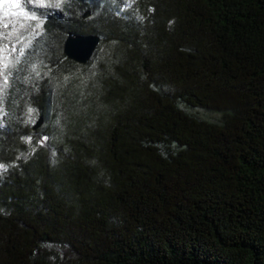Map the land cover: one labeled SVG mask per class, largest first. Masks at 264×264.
Returning a JSON list of instances; mask_svg holds the SVG:
<instances>
[{
	"label": "trees",
	"instance_id": "obj_1",
	"mask_svg": "<svg viewBox=\"0 0 264 264\" xmlns=\"http://www.w3.org/2000/svg\"><path fill=\"white\" fill-rule=\"evenodd\" d=\"M0 77V264H264V0H0Z\"/></svg>",
	"mask_w": 264,
	"mask_h": 264
},
{
	"label": "water",
	"instance_id": "obj_2",
	"mask_svg": "<svg viewBox=\"0 0 264 264\" xmlns=\"http://www.w3.org/2000/svg\"><path fill=\"white\" fill-rule=\"evenodd\" d=\"M99 40V36L93 34L70 33L64 42V51L69 58L80 63H85L93 55ZM41 121V118L38 119L33 127L37 128L41 124Z\"/></svg>",
	"mask_w": 264,
	"mask_h": 264
},
{
	"label": "rangeland",
	"instance_id": "obj_3",
	"mask_svg": "<svg viewBox=\"0 0 264 264\" xmlns=\"http://www.w3.org/2000/svg\"><path fill=\"white\" fill-rule=\"evenodd\" d=\"M2 79V77H0V80ZM0 111H1V109H0ZM0 123H1V119H0Z\"/></svg>",
	"mask_w": 264,
	"mask_h": 264
},
{
	"label": "snow or ice",
	"instance_id": "obj_4",
	"mask_svg": "<svg viewBox=\"0 0 264 264\" xmlns=\"http://www.w3.org/2000/svg\"><path fill=\"white\" fill-rule=\"evenodd\" d=\"M0 167H2V166H0Z\"/></svg>",
	"mask_w": 264,
	"mask_h": 264
}]
</instances>
